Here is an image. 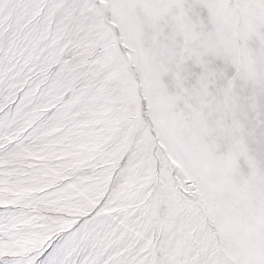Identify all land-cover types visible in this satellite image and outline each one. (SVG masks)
<instances>
[{
  "label": "snow or ice",
  "instance_id": "1",
  "mask_svg": "<svg viewBox=\"0 0 264 264\" xmlns=\"http://www.w3.org/2000/svg\"><path fill=\"white\" fill-rule=\"evenodd\" d=\"M0 264H264V0H0Z\"/></svg>",
  "mask_w": 264,
  "mask_h": 264
}]
</instances>
